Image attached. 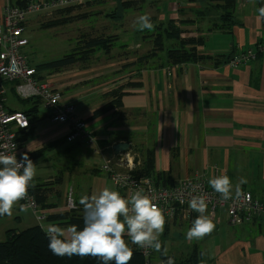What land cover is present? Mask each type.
Returning <instances> with one entry per match:
<instances>
[{
	"label": "crops",
	"instance_id": "1",
	"mask_svg": "<svg viewBox=\"0 0 264 264\" xmlns=\"http://www.w3.org/2000/svg\"><path fill=\"white\" fill-rule=\"evenodd\" d=\"M28 1L43 0H0V20L6 4ZM173 3L169 16L175 18V25L182 30L180 38L200 39L196 46L199 54L226 57L254 49L258 44L264 46V18H258L257 11L264 7V0H235L228 20L221 16L219 0ZM167 15L162 12L160 17ZM142 56L132 51V58L123 66L112 67L108 63L92 70L86 66L81 71L71 70L52 83L61 92L62 100L73 103L76 114L87 120V129L96 141L87 144L94 146L93 150L97 147L99 152L91 153L79 142H67L68 125L52 123L46 113L39 115L31 134L20 146L22 154L44 149L32 160L37 165L32 184L39 187L46 205L41 209L46 217L69 211L70 203L72 207L75 203L84 214L79 203L82 196L104 187L118 191L100 170L103 160L114 161V156L124 154L113 153L112 145L118 142L129 143L126 158L135 167L140 163V159L138 163L134 159L139 150H151L155 171L172 181L194 172L210 177L212 167L216 166L233 185L241 177L246 178L240 191H249L254 198L264 201V55L258 54L237 67L215 65L212 60L170 65L165 53L162 57L157 53L140 60ZM124 84L132 87L124 89L127 93L122 97L121 116L110 110L92 117L97 108L110 100L104 94ZM70 153L73 158L62 161ZM73 161L78 165L76 174L87 184L75 199L63 183L73 171ZM76 185L77 182L75 188ZM20 204L14 205L11 216H0V241L6 239L11 229L54 223L48 218L40 223L29 209L21 212ZM198 215L190 221L180 216L173 221L191 227ZM212 220L214 231L192 242L193 250L203 253L206 264H264V222L231 225L223 209H217Z\"/></svg>",
	"mask_w": 264,
	"mask_h": 264
},
{
	"label": "built area",
	"instance_id": "2",
	"mask_svg": "<svg viewBox=\"0 0 264 264\" xmlns=\"http://www.w3.org/2000/svg\"><path fill=\"white\" fill-rule=\"evenodd\" d=\"M83 1L89 0L28 1L24 6L8 3L3 8L0 20V150L15 152L18 160L21 159L22 152L17 133L27 129L29 121L23 112H12L8 109L6 95L10 89L21 100L39 98L52 123L69 126L67 142L88 144L96 142L87 129L86 121L76 114L74 104L64 102L61 92L55 86L37 77L35 67L28 62L23 52L28 44L25 23L30 14L51 11ZM258 54L264 55V46L260 44L254 49L237 51L226 64L237 67L254 59ZM94 152H99V149L96 147ZM127 156L128 153L116 155L114 161L106 158L101 163L100 170L107 175L122 196L127 197L139 188H143L146 194L154 196L156 198L154 202L162 209L166 220H173L179 216L191 220L197 212L189 208L188 201L191 195L203 194L207 198V215L211 219L214 218L217 209H223L231 225H241L253 220L264 222V201L254 198L249 191H241L239 197L233 193V198L227 201L220 199V195L215 193L208 183L211 178L222 174L216 166L212 167L210 177L194 172L179 178L171 185L161 186L151 177L135 174V165L129 162ZM30 191L31 187L27 198L19 202L29 205L28 209L37 215L38 221L42 223L46 220V215ZM70 206L72 207L71 203ZM134 247L145 258V264H151L153 250L145 251L136 245Z\"/></svg>",
	"mask_w": 264,
	"mask_h": 264
},
{
	"label": "clouds",
	"instance_id": "3",
	"mask_svg": "<svg viewBox=\"0 0 264 264\" xmlns=\"http://www.w3.org/2000/svg\"><path fill=\"white\" fill-rule=\"evenodd\" d=\"M257 11L258 18H264V7ZM133 26L139 31L155 29L147 13L137 16ZM36 170L37 165L27 152L18 160L15 152L0 150V216H11L14 205L27 198L29 188L34 186L32 181ZM208 183L220 195L221 200L227 201L233 198V190L237 197L240 196V186L246 184L247 180L241 177L233 185L229 176L221 174L211 178ZM155 199L146 194L143 188L133 191L127 197L109 187L93 191L90 196L84 195L79 200L84 211L82 229H78L75 224L67 227L54 223L46 227L42 225L49 241L48 248L53 255L61 257H91L100 264H130L134 252L124 239L127 236L131 244L145 251L152 249L167 257L161 264H175L174 258L168 256V248H162L159 239L164 232L166 219L162 209L154 202ZM188 206L199 215L186 231V238L192 241L210 235L215 229V223L206 215V196L191 195ZM28 207L29 205L20 204L19 210L26 212Z\"/></svg>",
	"mask_w": 264,
	"mask_h": 264
},
{
	"label": "rangeland",
	"instance_id": "4",
	"mask_svg": "<svg viewBox=\"0 0 264 264\" xmlns=\"http://www.w3.org/2000/svg\"><path fill=\"white\" fill-rule=\"evenodd\" d=\"M127 1H131L130 7H123L120 0H89L55 8L51 11L30 14L25 23V36L28 39V44L23 49L27 60L30 64L39 65L72 51L80 50L92 38L114 36V46L108 55L100 52L91 55L87 62H79L70 66L69 69L53 73L40 72L43 74L44 80L52 85L56 80L66 77L71 70L81 71L86 66L92 70L108 63L113 65L112 67L123 66L132 58V51L143 56L151 54L155 47L158 49L154 43V38L162 32L164 26L162 23L166 19V17L160 16L162 12H165L166 15L168 14L167 18H170L169 12H172L170 6L178 0ZM111 13H114L113 17L107 16ZM145 13L150 15L151 21L155 25L153 31H139L133 26L136 17ZM171 19L175 20L174 17ZM129 46L131 49L128 48ZM164 53L165 50H161L158 52V56L162 57ZM6 97L7 106L16 107L20 110L28 109L33 104L32 101H22L17 98L11 89L7 92ZM45 113V108L39 104L37 114L43 115ZM79 143L84 149L88 148L91 153L94 151V146L88 145L86 142ZM74 148H78L77 145ZM71 158H73V154L70 153L66 158L63 156L62 161L63 159L69 161ZM73 163V171L68 173L63 183L65 186L67 185L66 191L75 199L85 191L87 184L83 177L76 174L78 165L73 161L70 162V166L72 167ZM57 175L56 173L55 176ZM173 220H166L164 232L159 239L162 248H168V256L174 258L175 264H182L192 253L193 240L189 241L186 238V231L190 227L185 223L176 224ZM161 254L153 251L150 258L151 264H161V261H166L167 257L162 258Z\"/></svg>",
	"mask_w": 264,
	"mask_h": 264
},
{
	"label": "trees",
	"instance_id": "5",
	"mask_svg": "<svg viewBox=\"0 0 264 264\" xmlns=\"http://www.w3.org/2000/svg\"><path fill=\"white\" fill-rule=\"evenodd\" d=\"M120 1L123 7L131 6V1ZM219 1H221V4L218 5L222 13L221 16L226 20L230 19L235 7V0ZM25 4L26 3H22L21 5L19 4L17 6H24ZM113 15L114 13L107 14L109 17H113ZM162 24L164 25L162 32L157 34L154 38V43L158 49L155 47L151 54L142 56V58L140 57V60L156 56L161 50H165V60L166 63L170 65H180L205 60H212L215 65L219 63L226 64L231 58V56L214 57L199 54L196 50V46L199 42H201L200 39L195 40L192 38H180L182 30L175 25V20L171 18H166ZM113 40L114 36L92 38L87 41V43H85V45H83L80 50L72 51L71 53L65 54L57 59L40 63L39 65H31L35 67V70L38 74L37 77L40 80H44V76L43 74H40V72L42 73L43 71H46L48 73H52L55 71H61V69L67 66L79 62H87L90 56L96 53L101 52L105 55H108L114 46ZM133 85L135 86V84ZM126 87H132V84L120 85L105 93L104 96L108 97L110 100L101 107L97 108L93 112L92 117L101 116L110 110H114L115 115L121 116L120 108L122 107V97L127 93V91H124ZM22 101H32L33 104L28 109L20 110L28 117L29 121L28 128L20 130L17 133L20 145L31 134L32 125L39 120L37 111L39 104L41 103L39 98L25 99ZM8 109L12 112L17 111L10 107H8ZM43 151L44 149H40L28 154V156L31 160H33L41 155ZM139 152V156L134 158L135 163H138L137 160L140 159V163H138V165L135 167V174L138 176L151 177L157 185L161 186H168L174 182L168 179L169 177L164 173H157L155 171L154 156L151 150H147L145 152L139 150ZM38 188V186L31 187L30 193L34 195L40 207H46V205L43 203V197L39 194ZM73 206L75 208L71 207L69 211L59 215L48 216L46 217V220L48 218L50 221H53L54 224H58L62 227L75 224L78 226V229H82L84 226V214L81 213V208H76L75 203H73ZM254 221L260 220H253L252 222ZM124 239L134 252V257L130 261V264H145V258L135 249L134 245L131 244L130 239H127L126 237H124ZM48 243L49 241L45 235V231L39 225L31 226L23 230L11 229L7 232L6 239L0 241V264H100L97 259L91 257L81 258L79 256H72L69 258L67 256L61 257L53 255V253L48 248ZM201 254V252L193 250L188 258L185 259L186 261L182 264H201V261H203V264H206ZM160 256L164 258L162 254Z\"/></svg>",
	"mask_w": 264,
	"mask_h": 264
},
{
	"label": "water",
	"instance_id": "6",
	"mask_svg": "<svg viewBox=\"0 0 264 264\" xmlns=\"http://www.w3.org/2000/svg\"><path fill=\"white\" fill-rule=\"evenodd\" d=\"M129 143L118 142L112 145V151L114 154L127 153L129 152Z\"/></svg>",
	"mask_w": 264,
	"mask_h": 264
}]
</instances>
